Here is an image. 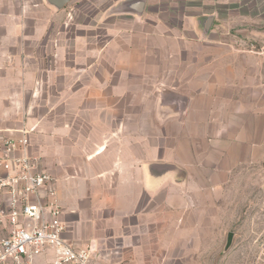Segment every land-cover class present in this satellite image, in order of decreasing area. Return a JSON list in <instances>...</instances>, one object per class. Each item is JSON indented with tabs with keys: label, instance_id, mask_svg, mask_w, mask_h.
I'll list each match as a JSON object with an SVG mask.
<instances>
[{
	"label": "rangeland",
	"instance_id": "374dc122",
	"mask_svg": "<svg viewBox=\"0 0 264 264\" xmlns=\"http://www.w3.org/2000/svg\"><path fill=\"white\" fill-rule=\"evenodd\" d=\"M119 1L68 3L66 43L84 50L59 58L48 50L58 42V10L45 0H0V129L29 131L41 168L68 188L98 193L89 200L107 199L101 177L110 175L123 194L106 201L118 209L114 222L93 234L92 223L81 224V246L107 262L264 264V0H149L143 25L153 35L140 53L148 67L116 84L108 101L97 83L106 61L90 66L86 48L113 38L126 50L114 44L100 56L139 57L126 36L108 34V24L139 31L130 16H105ZM33 17L47 27L27 37ZM75 54L81 62L69 67ZM219 70L222 91L208 94L206 74ZM58 85L71 91L65 99ZM109 104L112 115L102 111ZM152 163H173L181 184L153 182Z\"/></svg>",
	"mask_w": 264,
	"mask_h": 264
},
{
	"label": "built area",
	"instance_id": "2783aa9c",
	"mask_svg": "<svg viewBox=\"0 0 264 264\" xmlns=\"http://www.w3.org/2000/svg\"><path fill=\"white\" fill-rule=\"evenodd\" d=\"M66 226L56 179L31 153L29 131L0 129V264H113L69 243Z\"/></svg>",
	"mask_w": 264,
	"mask_h": 264
},
{
	"label": "crops",
	"instance_id": "0c3cea01",
	"mask_svg": "<svg viewBox=\"0 0 264 264\" xmlns=\"http://www.w3.org/2000/svg\"><path fill=\"white\" fill-rule=\"evenodd\" d=\"M72 0H70L71 2ZM139 0H122L119 2H116L114 5H112V7L105 13V16L107 18H114L116 16H121V15H126V16H130L131 18H133L134 20H137L138 22V30H133V29H128L123 27H120L118 25L115 24H108L107 25V30H108V34H110V36H115L117 34H121L127 37V40L125 41V43L127 45H129V47L127 48V50H131L133 48L132 51L133 52H137V54H139L138 58L135 59H115L114 56H110L108 57V55H102L105 56L106 59L102 60L105 57L100 56V51L102 52H110L112 50H114V43L115 41L113 40V38L110 40V42H108V44L106 45V48H99V46H94V45H90V47L86 48V51L91 52L92 54V59L89 60L91 61L90 66H93L95 68L99 67L100 62H104L106 64H104L107 69L108 72L105 73L102 78L98 79L97 83L99 84L100 87V91L99 94L103 95L105 94V96H103L104 98H106L108 101H112L114 98H116L115 96V86L116 84H118L119 86H122V88L126 85V83L128 82V78H130V76H134L135 78H139V77H143L144 73H145V69L148 67V63L146 60H144L143 58H141L140 53L145 52L147 49H145V45L147 44V26L143 25V18L146 15V9H147V5H148V1L149 0H144L145 5H144V9L141 13H136V11L131 10V11H124V12H119L116 13L114 11V9L119 5V4H134L135 2H137ZM205 3H211V0H204ZM221 2V0L219 1ZM64 10V9H62ZM62 10H58L57 12V18L59 20L58 23V42L57 44L54 46H51V44H49V51L53 52V53H57L59 58L65 57L63 53H68V52H81L84 49L80 46V45H70L66 43V36H67V24H66V16L67 13ZM100 16V15H99ZM28 20V19H26ZM39 22V23H38ZM33 26L31 28V30L28 29V27L26 26V29L24 31V35L25 36H32L34 37L35 35H40L41 31L44 30L47 25L44 24L42 26V24L40 23V19L39 18H34L33 17ZM53 23H49L48 28L52 29L53 28ZM15 31V30H14ZM18 29H16V32H14L15 34H18ZM151 35H153V33L148 32ZM156 33V32H154ZM30 39H28V41L26 42V46L29 48V44H30ZM33 43L35 42V40L33 39L32 41ZM123 45V43H121ZM121 44L117 43L116 45H118L120 48V50H126V48L124 46H122ZM34 44L30 45V48H33ZM74 59L70 61V66H75L78 65V63L81 62V60H79V55L75 54L74 55ZM97 58H102L97 59ZM69 61V60H68ZM161 66V65H159ZM178 67H182V66H178ZM178 67H176V69H178ZM188 67V66H187ZM218 67H220L218 65ZM207 73V72H206ZM205 73V74H206ZM97 74V73H96ZM204 74V73H203ZM181 78H195L196 74H193L191 72H187L184 73L183 71H181L180 75ZM206 76H208L209 79L213 78L211 81L208 80V86H207V93L208 94H215L218 93L220 91H222V81H221V72L220 70L216 73V71H214V73L212 72H208L206 74ZM216 77V78H215ZM96 78V76H94V79ZM217 79V80H215ZM59 86V92L60 94H62L64 97V99L68 96L67 94L70 93L71 91H67V87L63 88L62 85H58ZM74 92V91H73ZM127 93H123V95H121V98L124 99L125 95ZM92 96V95H91ZM93 97V96H92ZM95 97V96H94ZM128 98V95L126 96ZM120 97H118L119 99ZM117 99V98H116ZM112 105V104H109ZM107 106L102 108V111L106 112V115H112L114 113L115 108L112 106ZM122 110V109H120ZM164 165H173V163H152V164H148L147 166H145V171L147 170V173L149 175V178L155 182H161L164 181L165 179H167L170 176L176 177L175 182L177 184H181L179 182L178 178V171L175 169V171H171V172H167L162 170V167ZM156 168V174L153 172V170ZM54 176V175H53ZM55 177V176H54ZM56 178V177H55ZM101 179L103 180V184L106 183V188L101 190V194L105 195L107 197L106 200L101 201L100 203L98 202V200H96L95 198H92L91 200H89L87 197H89L90 195L96 196L98 195V193H93L94 191L92 190H88L85 188H77L74 189L72 187H67L66 181L65 180H57L56 178V187L58 189L59 192V196H60V200L62 203L63 208L65 209V219L66 222L68 223H72L70 225V228L68 230L67 233H65L64 237L65 239L77 246L80 247L83 241H85L86 239L83 237V232H82V223H92L91 225V234L94 233V229L93 228H99V227H105L106 225H108L109 223L114 222L113 218L115 217V211L118 210L116 209L114 204H107L106 201L115 199L116 195H123L122 193H120L121 191H118L117 187H114V183L111 186L110 182H108L110 178V175L106 174L104 176L101 177ZM102 184V185H103ZM109 197V198H108ZM135 208L130 207V209H128V211H130V213L134 212ZM159 210V209H158ZM101 212L103 214H101ZM159 212V211H156ZM129 213V212H128ZM128 216H130V214H128ZM139 217V216H138ZM121 219L123 218V213L120 217ZM188 223H192V221L190 220ZM97 233V231H95V234ZM90 240V239H89ZM75 243V244H74ZM80 243V245H79Z\"/></svg>",
	"mask_w": 264,
	"mask_h": 264
},
{
	"label": "water",
	"instance_id": "95a60500",
	"mask_svg": "<svg viewBox=\"0 0 264 264\" xmlns=\"http://www.w3.org/2000/svg\"><path fill=\"white\" fill-rule=\"evenodd\" d=\"M45 1L47 2L49 6L53 7L56 10H62L66 7L68 3H70V0H45ZM144 5H145L144 0H139L135 2L134 4H128V5L123 4V10L121 11L124 12V11L134 10L136 11V13L139 14L143 11ZM207 27H208V24H207ZM162 170L166 171L167 173V172L175 171V168L172 165H164L162 167ZM153 172L156 174V168L153 170ZM234 238H235V233L233 232L228 233L227 238H226V243L223 249V253H227L232 248L233 243H234Z\"/></svg>",
	"mask_w": 264,
	"mask_h": 264
}]
</instances>
